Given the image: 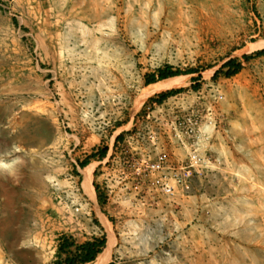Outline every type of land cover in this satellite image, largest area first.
Segmentation results:
<instances>
[{"label": "rangeland", "instance_id": "374dc122", "mask_svg": "<svg viewBox=\"0 0 264 264\" xmlns=\"http://www.w3.org/2000/svg\"><path fill=\"white\" fill-rule=\"evenodd\" d=\"M261 51L264 0H0V264H52L62 235L103 231L106 264H264V55L244 61ZM230 59L242 72L214 81ZM167 65L202 79L156 93ZM192 115L214 166L167 196L144 168L189 162Z\"/></svg>", "mask_w": 264, "mask_h": 264}, {"label": "trees", "instance_id": "16d2710c", "mask_svg": "<svg viewBox=\"0 0 264 264\" xmlns=\"http://www.w3.org/2000/svg\"><path fill=\"white\" fill-rule=\"evenodd\" d=\"M264 55V51L258 52L254 56H244V61L249 62L255 57H261ZM244 69V62L238 59H230L226 63L222 65V67L217 70L213 76V80L217 81L221 76L225 78H233L239 75ZM201 72L196 69H190L187 71H182L179 69H175L171 65H167L164 68H159L153 74H149L146 76L145 84L147 86L156 84L158 82L180 77L186 75H195L199 74L197 78H194L193 82L202 79ZM199 86H195V89H198ZM182 90H174L166 93L160 94L157 98L152 99V103L163 104L169 98L181 93ZM123 140V135H119L116 138V144L120 143ZM110 152L109 145H103L102 147L96 148L92 151L90 155H88L82 162H80L79 166L84 169L89 166L93 161H104L108 158ZM97 200L101 206L106 204V197L100 191V188L94 185ZM108 245V237L107 234L103 231L99 236H93L87 241L80 243L76 240V238L72 235L64 234L58 240L57 251L55 255V259L52 264H94L98 257L105 251ZM110 264H115L114 262Z\"/></svg>", "mask_w": 264, "mask_h": 264}, {"label": "built area", "instance_id": "2783aa9c", "mask_svg": "<svg viewBox=\"0 0 264 264\" xmlns=\"http://www.w3.org/2000/svg\"><path fill=\"white\" fill-rule=\"evenodd\" d=\"M219 98L222 99L223 96ZM203 121L204 119L199 115L187 116L184 120H179L181 131L193 140L187 164L174 166L163 152L158 153L154 160L146 164L145 176L151 177L152 185L164 195L175 196L179 191L187 192L191 188V180L195 173H203L214 166L211 158L199 152L201 137L205 132ZM207 122L205 128L216 125V121L211 117Z\"/></svg>", "mask_w": 264, "mask_h": 264}, {"label": "bare ground", "instance_id": "6f19581e", "mask_svg": "<svg viewBox=\"0 0 264 264\" xmlns=\"http://www.w3.org/2000/svg\"><path fill=\"white\" fill-rule=\"evenodd\" d=\"M176 80H177L176 78L167 79V80L151 85L150 88L156 93L163 92L165 90L175 87V85L177 84ZM93 172H94L93 165H90L84 169L86 181L88 183L91 182ZM111 248H112V241L110 240L108 243V248L98 257L96 264H106L107 263L108 258L111 253Z\"/></svg>", "mask_w": 264, "mask_h": 264}, {"label": "crops", "instance_id": "0c3cea01", "mask_svg": "<svg viewBox=\"0 0 264 264\" xmlns=\"http://www.w3.org/2000/svg\"><path fill=\"white\" fill-rule=\"evenodd\" d=\"M234 122H233L234 123V126L233 127H239V119H237V121H234ZM246 123L248 124V121H246ZM238 134H239L238 131H236V136L234 137L235 138V143L238 142V139H239ZM95 195H96V199H97L96 190H95Z\"/></svg>", "mask_w": 264, "mask_h": 264}, {"label": "water", "instance_id": "95a60500", "mask_svg": "<svg viewBox=\"0 0 264 264\" xmlns=\"http://www.w3.org/2000/svg\"><path fill=\"white\" fill-rule=\"evenodd\" d=\"M108 246V245H107Z\"/></svg>", "mask_w": 264, "mask_h": 264}]
</instances>
